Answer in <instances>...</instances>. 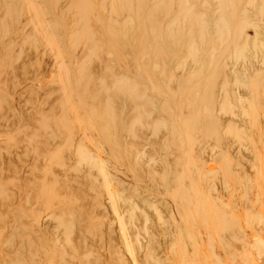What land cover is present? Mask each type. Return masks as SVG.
<instances>
[{
  "label": "bare ground",
  "instance_id": "6f19581e",
  "mask_svg": "<svg viewBox=\"0 0 264 264\" xmlns=\"http://www.w3.org/2000/svg\"><path fill=\"white\" fill-rule=\"evenodd\" d=\"M21 1L0 0V53L5 56L0 69V138L14 133L0 143V226H6L0 245L11 252L0 264H44L51 250L56 264H175L185 232L195 230L185 225H201L200 210L193 205L194 214L187 211L192 205L187 186L159 191L190 180L195 171L202 173L206 193L216 203L206 227L214 236L206 247L215 264L223 254L227 261L217 264H250L246 253L264 264V239L245 245L246 235L264 236V218L253 202L255 187L264 189V157L258 161L249 152L252 144L264 151V41L258 39L264 33L254 32L250 44L242 33L250 16L264 23V0H45L47 8L36 17H52L45 23L47 48L37 42L31 22H25ZM58 19L66 25L60 26ZM257 24L252 29H264ZM50 46L66 52H60L61 59L68 60L66 70H56L54 76L48 74ZM130 59V69L144 64L149 78H130L112 66L114 62L127 68ZM60 77L67 78L68 89L77 92L79 100L89 101L86 116L96 126V136L107 147L114 146L117 158L111 163H118L123 172L94 162L83 147L74 148L72 140L58 153L64 161H52L62 130L69 138L75 135L70 119L56 116L71 103L57 88ZM151 80L175 94L180 110L176 124L187 134L200 129L204 146L199 158L192 160L191 148L186 149L196 140L185 141L178 128L171 129L169 99L159 95ZM28 83L32 90H21ZM194 87L200 91L202 113L185 122ZM40 92L52 101L43 112ZM68 111L73 112L72 107ZM10 121L16 124L14 130L12 124L8 127ZM180 144L186 145L184 150ZM168 146L170 154L165 153ZM180 160L186 167L178 172ZM216 160L220 170L206 171L205 165ZM23 174L30 181H20ZM58 174L68 180L72 209L50 210L51 201L35 188L37 175L48 185ZM18 186L27 197L16 207ZM32 195L41 196L43 205L38 207ZM33 201L34 211H47L38 219L44 240L31 225Z\"/></svg>",
  "mask_w": 264,
  "mask_h": 264
},
{
  "label": "rangeland",
  "instance_id": "374dc122",
  "mask_svg": "<svg viewBox=\"0 0 264 264\" xmlns=\"http://www.w3.org/2000/svg\"><path fill=\"white\" fill-rule=\"evenodd\" d=\"M94 1H95V3L98 2V0H94ZM21 2H22V5H20V8L22 9L21 11H23L25 22L26 21L29 23L31 22L30 26L36 35L37 42L40 45H42L43 47L47 48L49 43L47 42V40L45 39V36H44L45 35V23H46V21L51 20L52 17L50 15H47L43 18L36 17V12L38 10H44L47 8L45 0H26V1L22 0ZM189 3L192 4V1L189 0ZM241 8H242L241 6L238 7V12ZM247 19H248L247 21L249 22V25H244L245 29H242V33L246 37V39L248 40V43L250 44L253 41H255V33L254 32L258 31L260 34H262V31H263V33H264V29H261L258 26V24L263 26L264 23L262 24L261 21L258 22V19L254 16H250ZM237 20H239V19H237ZM57 22L60 26L66 25V23H64L62 20L59 21V19H58ZM256 23H258L257 24L258 27L252 29L253 27L251 25L252 24L255 25ZM259 29H261V30L259 31ZM16 32L17 33H15V34L19 35L20 28H17ZM258 39H262V41H264V34H262V37L259 36ZM4 40H2V41H4ZM50 47H51L50 48L51 55L49 54L48 59H49L50 63L52 64V66H50V72H48V74H49V76H51V75L54 76L57 73L56 70H58V71L61 69L63 71L66 70V68H64L63 66L68 65L67 64L68 60H62L61 59L63 57V55H67L66 52L61 50L60 52L63 54V55H61V53L58 52L56 49H54L53 46H50ZM57 48H60V46ZM132 49L134 50V45H132ZM106 53L109 54V57L112 60L115 59L116 54L113 51L110 52L108 50V51H106ZM166 55L169 56L168 53ZM4 60H5V56H3L0 53V69L2 67H4V65H5ZM55 63H56V65H55ZM60 63H61V65H60ZM130 63H131V59L127 62V68H124V69L121 68L118 64H115L114 62L112 63V66L116 67L121 72H124V74H126V76H128L130 78H134L137 76H140L141 78H143L144 76H147L145 74L146 69L143 66L144 64H141L140 67H138V68H134V71H132L129 67ZM166 66H167V69L172 68L171 57H168V59L166 60ZM66 80H67L66 77H60V80H58V87L57 88L61 92V94L64 98H66V97L70 98L71 103L66 104L64 107L65 109L63 108L62 110H60V112H58V114H56V116H57L58 120L60 118H63V117L69 118L71 121V124L73 125L72 130L74 131L75 135L72 138H69V133L67 131H65L64 129L63 130L61 129L62 135L60 137V142H58V145H57L59 148L55 149L56 153H54L52 161H54V162H63L64 161L58 157V153H62V150H60V149L61 148L64 149V147H66L67 143H65V141L72 140V146L74 147L76 145V146L83 147L88 152V155L92 158V160L94 162H96L98 164L101 162V164H103L107 168L116 169L117 171L123 172L122 166H120L118 163H115V164L111 163L112 162L111 159L116 160V158H117V154L115 152H112L114 150V146L111 145V146L107 147L104 144V142L102 140H100L98 138V136H96V133H95L96 132V126L94 128V124L92 123V120L86 116L87 112L91 109V106H89V101L87 100V98H82V100H79L78 93L77 92H75V93L71 92V90L68 89ZM150 83H151L153 88H156L158 90L159 95L169 99L170 107L168 110L169 111L168 115H169V118L171 119V123H170L171 129H174L175 131H177V128H178V131H180L181 136L183 137V139L185 141L187 139H190L192 141L194 139L196 140L195 143L193 144V147L192 146L191 147L186 146L185 144H180L181 150H182V148L184 150L185 146H186V149L191 148V150L194 154V158L192 160L199 158L200 157V151L203 149V146H204L203 136H202V133L199 131L200 129L196 128L195 131H192L193 132L192 134L185 133V129L180 127L179 123L176 124L180 110H179V106L176 103L177 98H176L175 94L165 90L163 84L157 80H151ZM175 87L178 88L179 83ZM23 89L32 90V85L30 83H28L25 86L21 87V90H23ZM40 93H42L40 97H43V102L39 106V109L41 112H43V111H46L49 109L45 105V103L46 102H52V101L50 98L45 96V94L43 92H40ZM199 93H200V91L196 87H194L192 89V92L190 93V96L192 98H194L193 99V106L191 107V109L187 113L186 117L187 116L188 117L186 118L187 120H185V122H188L189 119H192L198 113H202V111L199 107V103H200L199 102V95H200ZM31 95H32L31 93L28 94V96H31ZM71 97H72V100H71ZM217 101L218 100H216V102ZM14 103H16V101ZM157 104L159 106H161V101L158 97H157ZM81 105H82V107H81ZM68 107H72L73 112H69ZM259 108H258V110L260 111ZM16 113H19V112L16 111ZM11 124H12V130H14L16 128V124L14 125L13 122L10 121L8 127ZM60 124L61 123H59V126L61 127ZM181 126H184V121H182ZM219 130H222V128H219L218 131ZM13 135H14V133L11 132L10 135H7L6 137H1L0 143L2 141H8V139H10ZM217 141H218V139H217ZM188 143H191V142H188ZM69 145H71V144L69 143ZM220 146H221V144H220ZM261 147L262 146L258 147L257 145L252 144L250 146V149H249V152L252 151V153H254L252 156L253 157L256 156L258 161L261 159V157H264V151L260 152V149H262ZM66 150L69 151L70 148L66 149ZM73 152H74V149L70 150V153H73ZM222 152L224 155L223 157L229 156L228 155L229 152L227 151L226 147L223 146ZM165 153L166 154L171 153V148L169 146L167 147V150H165ZM36 156H37V154H36ZM46 157H50V156H48V153H47ZM65 165L68 168L66 173H68L69 164H65ZM111 165H113V166H111ZM220 165H221V162H219V160H216L215 162H209L205 165V170L218 172L220 170ZM19 167L21 168L22 166L20 165ZM184 167H186V166H184V160H180V167H179L178 172H180ZM21 169H23V168H21ZM61 172H62V169H61ZM66 173H64V174L66 175ZM259 173H260V171H259ZM254 175H256L255 172H254ZM60 176H61V174H58V175L54 176L53 178L49 179L47 181V183H49L48 185H44V183H46V181H44L40 177V175H37V179L34 180L35 183L37 184V186L35 188L37 190L43 191L45 200L51 201L50 206L48 207L50 210L54 209L57 211V210H61V209L67 210V209L74 208V204L70 201V199L74 195L70 192V189L67 186L68 180H66V181L60 180V178H61ZM19 180L20 181L21 180L30 181V178L27 174H23V175H19ZM76 180H79V179H76ZM181 181L182 180H180L178 182V184L173 182L170 187L166 188L165 192L163 190H160L159 193L163 194V193H166L167 191H171V190L179 188L183 185L187 186L188 198H190L192 201V205L188 207L187 211L191 214H194V211L192 210L194 208L192 206L194 205L195 207H197V209L200 210V223H201V225H199V223H196V222H194V224H192L193 221H190L185 225L186 227H188V228L192 227L195 230H193L192 228H191L192 229L191 232H189V230L185 232V230H184V232L186 234L184 237V239H185L184 245L182 246V248L179 249L177 260H175L174 263L175 264H215L216 261H214L212 256H210L211 254L210 255L208 254V249L206 247V245H208L209 242L213 241L214 236H213L212 232H209L206 230V227L209 223L208 221H209L210 214H211L213 208L215 207L216 203L213 201V198L206 193V189L204 188V184L202 181V173L201 172L197 173V171H195V173L193 174V176L191 177L190 180H184L182 182ZM237 181H238V179L236 180V182ZM50 186L52 188H48ZM115 187L116 186L113 185V188H115ZM46 188H48V190H46ZM116 189H117V187H116ZM15 190L19 196V198H18L19 201H17L15 203V206L19 207L22 205L21 201H23V200H21V197H24L25 194L27 197V192H25V189L21 186L16 187ZM36 194H37V192H36ZM254 194L255 195L253 197V202H254L255 209L257 212H261L260 214L264 218V203H263L264 202V189H260L258 186H256ZM225 198H226V196H225ZM34 199H37L38 207L43 205L44 201H43L41 196H39V198H37V197H34V195H32V200H34ZM226 199H228V198H226ZM84 205L86 207L87 202H85ZM34 208H36V207H35V203L33 201L32 204L30 205V210L28 211V213L31 214L32 217H34L33 222H31V225L33 226V228L37 232V234L41 237V239L44 240L43 237L45 236V232H44V229L39 225L38 219L41 216H45L47 211H45V210L34 211ZM5 214H7V211L5 212ZM88 218L90 220H98L97 217L91 216V215H88ZM101 219H103V218H101ZM110 219L113 221L115 218L113 216H110ZM113 222H115V220ZM182 224H180V225L182 226ZM186 227H185V229H186ZM5 230H6L5 225L0 226V235L5 233ZM258 237H261L262 239H264V236H260V235H253V236H251V238L249 235H246L245 241L247 243L245 245L248 246V242H250V240H257V239H259ZM1 246H2V248H1ZM3 248L4 247L1 244L0 245V262L3 260V258L11 255V252H9V251L5 250V248L4 249ZM223 256L224 257H222V259L224 261H227L224 254H223ZM243 257H245L244 259L247 260L250 264H262L255 255H252L250 253L243 254ZM222 259L220 260V258H219L217 260L224 263L222 261ZM218 261H217V263H219ZM45 262H47L48 264H56L55 259L53 257V251L52 250L46 252L44 264H47Z\"/></svg>",
  "mask_w": 264,
  "mask_h": 264
}]
</instances>
